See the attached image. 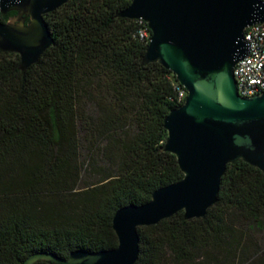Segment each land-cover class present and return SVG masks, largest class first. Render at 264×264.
I'll use <instances>...</instances> for the list:
<instances>
[{
    "label": "trees",
    "instance_id": "1",
    "mask_svg": "<svg viewBox=\"0 0 264 264\" xmlns=\"http://www.w3.org/2000/svg\"><path fill=\"white\" fill-rule=\"evenodd\" d=\"M130 3L68 0L45 14L54 42L24 71L17 53L0 50V264L37 251L66 259L77 249H113L114 213L183 177L176 156L161 149L164 119L180 105L178 80L158 62L142 64L149 41L136 19L119 15ZM81 131L105 160L84 186ZM262 220L264 173L238 160L204 217L179 211L139 226L134 264H264V242L250 247Z\"/></svg>",
    "mask_w": 264,
    "mask_h": 264
},
{
    "label": "water",
    "instance_id": "2",
    "mask_svg": "<svg viewBox=\"0 0 264 264\" xmlns=\"http://www.w3.org/2000/svg\"><path fill=\"white\" fill-rule=\"evenodd\" d=\"M68 0H0V50L17 53L20 69L35 64L54 42L44 15ZM120 16L143 19L151 32L142 64L158 62L173 72L187 94L163 126L162 151L176 156L183 177L154 190L148 202L120 207L112 217L118 245L109 250L77 249L66 259L37 251L22 264H134L137 228L183 211L202 218L219 192L228 164L238 160L264 173V91L238 94L233 70L247 55L244 30L264 23L260 0H131Z\"/></svg>",
    "mask_w": 264,
    "mask_h": 264
},
{
    "label": "built area",
    "instance_id": "3",
    "mask_svg": "<svg viewBox=\"0 0 264 264\" xmlns=\"http://www.w3.org/2000/svg\"><path fill=\"white\" fill-rule=\"evenodd\" d=\"M264 5V0H260ZM0 7V17L2 16ZM139 24L138 35L149 41V28L143 19H136ZM247 55L234 67L233 74L238 94L250 97L264 91V23H256L244 30ZM170 77V76H169ZM170 79H172L170 77ZM177 101L182 104L186 90L179 82H173Z\"/></svg>",
    "mask_w": 264,
    "mask_h": 264
},
{
    "label": "rangeland",
    "instance_id": "4",
    "mask_svg": "<svg viewBox=\"0 0 264 264\" xmlns=\"http://www.w3.org/2000/svg\"><path fill=\"white\" fill-rule=\"evenodd\" d=\"M92 116L91 110H89L84 117L86 121H90ZM82 124L86 127L84 122ZM79 144L80 180L78 181V186H84V183L93 180L94 176H96V172L92 170L94 164L104 166L105 160L96 152L95 138L89 132H80ZM250 233L252 238L251 250H254L257 246H262L264 242V220H262L259 228H255Z\"/></svg>",
    "mask_w": 264,
    "mask_h": 264
}]
</instances>
